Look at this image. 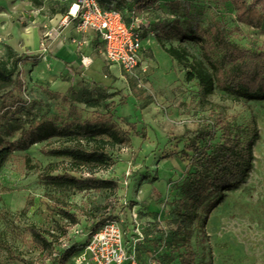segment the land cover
<instances>
[{"label": "rangeland", "instance_id": "1", "mask_svg": "<svg viewBox=\"0 0 264 264\" xmlns=\"http://www.w3.org/2000/svg\"><path fill=\"white\" fill-rule=\"evenodd\" d=\"M72 1L0 0V55L8 58L12 51L15 56L31 57L18 64L14 82L0 83V148L41 119L68 129L84 121L96 126L114 124L129 130L130 138L107 147L111 164L94 170H73L65 158L43 152L44 147L75 142L67 141L68 136L15 150L0 171V242L8 243L16 253L37 256L39 249L26 227L34 223L58 234V227L69 222L57 202L63 200L77 214L78 222L57 247L86 246L93 228L88 211L94 204L105 203L110 190H58L40 180L39 173L49 162L64 160L62 167L69 168L66 172L87 177L94 171L96 177L117 183L110 203L117 206L116 217L126 240L136 246L141 264H180L178 253L185 247L174 250L173 241L176 221L181 219L179 183L190 162L180 153L186 143L171 141L169 136L187 128L213 127L211 112L220 104L239 125L255 123L260 138L254 145L251 172L236 188L226 191L208 217L206 232L195 229L190 246L197 252L198 264H264V99L239 100L218 89L210 95V103L204 104L196 80L186 78L187 68L160 48L143 50L147 70L128 74L105 59L99 42L87 43L85 33L76 27L60 26ZM130 6L121 8L126 19L138 17L148 24V35L155 36V25L161 22L206 26L212 20H223L233 41L264 49V25L255 28L239 23L230 0H131ZM49 29L56 30L57 36L48 38ZM170 44L178 45L179 40L173 37L166 41ZM63 49L75 57L68 67L57 59L70 57L68 52L62 54ZM95 98L99 101L92 104ZM81 142L85 147L91 145ZM85 246L66 264H93L89 256L80 257ZM0 264L24 263L10 258L0 246Z\"/></svg>", "mask_w": 264, "mask_h": 264}, {"label": "trees", "instance_id": "2", "mask_svg": "<svg viewBox=\"0 0 264 264\" xmlns=\"http://www.w3.org/2000/svg\"><path fill=\"white\" fill-rule=\"evenodd\" d=\"M130 1L100 0L104 7L118 9H130ZM230 1L236 9L239 23L255 28L263 27L264 0ZM155 37L170 57L187 68L186 78L196 80L202 103L209 104L210 95L218 89L239 100L264 99V49L246 48L233 41L223 20H212L206 26L200 22H189L186 25L177 20L161 22L155 25ZM173 37L179 40V44L167 46L166 41ZM33 58L36 62L37 57ZM30 59L28 55L24 58L15 56L12 51L8 58L0 55V83L14 82L13 76L18 64ZM57 59L62 60L66 67L70 65V62L60 57ZM92 101V104H97L99 100L95 98ZM211 113L214 116L213 127L207 125L187 128L180 135L169 136L171 141L183 140L186 143V148L180 153L190 162L189 170L179 183L182 198L178 214L181 219L176 221L177 237L173 241L174 250L179 251L181 246L185 247L184 251L178 253L180 264H198L197 252L190 246L194 230L205 233L208 217L223 200L226 191L236 188L247 178L255 159L254 145L260 138L255 123L251 126L239 125L227 115L224 106L214 105ZM55 136H68L67 141L75 142L44 147L43 152L65 158L69 168L73 170H80L82 167L94 170L109 166L111 160L107 147L122 145L130 138L129 130L114 124L102 123L96 126L91 121H84L68 129L50 119H41L37 125L23 131L18 139L0 148V171L15 150L27 149ZM81 139L91 145L85 147ZM63 163L64 160L49 162L39 173L40 180L58 190H110L105 203L94 204L88 211L93 224L91 232L105 222L117 219V206L110 203V195L117 191V183L111 179L96 177L93 175L94 171H90L91 175L87 177L76 176L66 172L69 168L62 167ZM60 168L65 171L57 172ZM57 202L61 206V215L69 222L58 227V234L52 230H44L34 223L27 225L26 230L32 243L39 249V254L26 256L16 253L8 243L0 242V246L8 250L10 258L18 259L24 264H66L85 246L83 243L67 244L61 249L57 247L60 240L68 235L71 225L78 222L77 214L70 211L67 203L63 200ZM134 249L136 254V246Z\"/></svg>", "mask_w": 264, "mask_h": 264}, {"label": "built area", "instance_id": "3", "mask_svg": "<svg viewBox=\"0 0 264 264\" xmlns=\"http://www.w3.org/2000/svg\"><path fill=\"white\" fill-rule=\"evenodd\" d=\"M74 23L77 30L94 35L101 43V52L112 65L120 66L125 72L136 76L139 70H147L142 59L144 35L148 24L138 17L128 21L124 11L106 8L100 0H73L62 17L61 25ZM58 32L49 29L48 38ZM135 245L126 240L125 230L119 219L102 224L96 231L89 232L83 254L93 264H141L135 254Z\"/></svg>", "mask_w": 264, "mask_h": 264}, {"label": "crops", "instance_id": "4", "mask_svg": "<svg viewBox=\"0 0 264 264\" xmlns=\"http://www.w3.org/2000/svg\"><path fill=\"white\" fill-rule=\"evenodd\" d=\"M71 27H75L74 23H70L69 24ZM147 33V32H146ZM144 35V40H143V50H146L148 48H151L154 52L156 50H158L159 48L163 51L164 54H168L162 47L160 44H158L157 40H156V37L154 35H148L146 34ZM83 35H81L80 38H82ZM85 36L87 37V43H89L90 41H97L100 43V41L94 36V35H91L89 33H85ZM81 42V41H80ZM101 45V43H100ZM62 54H66V52H68L70 54V57H64L62 59L70 62L71 64V61H73V58L75 57H72V53H70L68 50H62L61 51ZM142 56H143V51H142ZM90 58V57H89ZM62 61V60H61ZM63 62V61H62ZM63 66L66 67L65 63L63 62Z\"/></svg>", "mask_w": 264, "mask_h": 264}, {"label": "bare ground", "instance_id": "5", "mask_svg": "<svg viewBox=\"0 0 264 264\" xmlns=\"http://www.w3.org/2000/svg\"><path fill=\"white\" fill-rule=\"evenodd\" d=\"M256 161V160H255ZM210 222H211V219H210Z\"/></svg>", "mask_w": 264, "mask_h": 264}]
</instances>
